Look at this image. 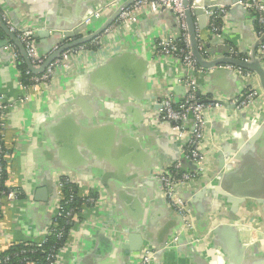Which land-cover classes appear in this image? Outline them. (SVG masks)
<instances>
[{
  "label": "crops",
  "instance_id": "0c3cea01",
  "mask_svg": "<svg viewBox=\"0 0 264 264\" xmlns=\"http://www.w3.org/2000/svg\"><path fill=\"white\" fill-rule=\"evenodd\" d=\"M111 1L0 0V15L9 27L34 30L39 50L50 55L65 41L63 32L72 41L86 37L128 0H114L118 5L101 19L81 26ZM204 4L226 9L217 33L209 21L199 32L207 58L234 49L251 61L259 41L254 15L237 0H200ZM195 22L200 26L197 17ZM179 35L174 12L146 9L130 27L116 25L103 35V55L73 59L43 93L9 111L7 140L16 142L11 185L21 187L26 199L4 207L0 250L42 238L55 212L56 177L68 174L92 186L102 202L71 231L61 264H137L147 248L157 252L155 264H264V92L260 87L246 113L233 109L229 103L260 81H246L226 66L194 74L202 97L226 107L211 115L205 171L180 189L194 210V230L185 233L189 244L165 249L181 233L182 220L163 197L158 171L176 162L198 170L185 158L183 142L160 130L153 114L167 94L182 99L186 92L179 62L155 53L158 42ZM7 41L0 27V94L13 101L22 91ZM128 64L138 73L132 80L123 74ZM43 189L48 199L38 201Z\"/></svg>",
  "mask_w": 264,
  "mask_h": 264
},
{
  "label": "built area",
  "instance_id": "2783aa9c",
  "mask_svg": "<svg viewBox=\"0 0 264 264\" xmlns=\"http://www.w3.org/2000/svg\"><path fill=\"white\" fill-rule=\"evenodd\" d=\"M119 1H112L108 5L96 10L91 15L86 17L81 25L84 27H89L95 20H99L105 15L109 8L118 5ZM200 0H193L191 2V8L195 9L200 6ZM237 4L242 6L245 11L254 15L255 23L258 26V37L261 39L264 36V0H237ZM160 8L170 9L174 12L178 25L180 34L185 42V47H180L179 36H171L168 39L160 41L156 45L155 53L158 56H167L176 59L182 70L185 72V77L179 81L181 85L185 87V95L182 99H176L172 93L167 94L163 99L156 103L155 112L153 113L156 117V124L160 130L169 133L172 137H176L178 140L183 142V151L185 158L192 162L198 167L197 171L185 170L181 162H176L172 165L164 167L158 171L157 178L160 182L162 188L163 197L167 200L173 211L178 214L182 219L184 224L182 225V231L188 233L194 230V210L190 203L185 200L181 194V187L192 183L197 180L199 176L205 171L208 161V153L205 151V140L207 138V131L211 122V115L216 111L225 108L224 102L210 99L205 100L200 92V86L194 80V74L197 72H206L201 68L196 60L193 58L190 42L188 26L185 19L183 0H137L131 5L127 6L122 10L119 17L102 35L96 37L89 43L97 47L94 50L89 47L88 43L79 45L75 48L68 49L63 52L60 58L55 59L50 63L45 71L40 75H35L32 77V84L26 86L23 83H19V87L22 91L21 96L16 100L7 101L0 94V158L4 160V168L7 171V185L10 188L8 192L2 193V198L0 199V207L3 209L5 206L12 207L15 203H22L20 200V195L25 194L21 187L12 186V173H11V159L15 155V141L7 140V122L6 118L14 107L18 105H23L30 100L31 96L34 94H41L47 89L55 80L59 72H64L68 70L72 65L73 59H81L82 61H89V56L91 54L101 56L108 51V46L105 43L103 35L111 32L114 26L130 27L132 23L136 20V17L143 13L146 9L152 11H158ZM207 15L209 16V27L212 33H217L219 27L215 25L214 18L219 12L223 14L225 12L224 7H217L215 10H206L203 8ZM220 9V10H219ZM219 10V11H218ZM13 33L17 35V38L25 47L26 53L30 58L32 64L35 67L42 66L49 56L43 54L35 40L34 30H16L14 27L10 26ZM64 42L60 46H56L54 51H58L60 48L69 44L72 39H66V34L63 32ZM205 43L200 44V50L202 53L205 51ZM11 51L13 59L15 61L19 60L21 53L18 48L11 42L8 46ZM257 57L264 61V41H262L257 48ZM230 57L235 59H241V54L232 49L229 54ZM245 61V60H244ZM228 69L235 71L238 75L243 77L246 81L252 82V79L257 78L254 72L244 70L241 67L228 65ZM31 72V71H30ZM32 73V72H31ZM247 91L241 96L235 98L231 101L230 105H237L236 110L238 112H244L254 106L255 101L260 98V86L249 83ZM13 149L11 154L9 151L5 150L7 147ZM3 165H1V171ZM66 185H72L76 187L79 193V197L84 200V203L92 207H97L102 201V197L99 192L88 185L82 184L72 178L68 174H60L56 177L54 184L55 193V212L51 219L50 226L44 232L42 238L39 241H23L20 243H34L38 247H42L50 235L55 233L58 238H63V229L57 228V223L54 222L56 217H65L71 221L76 222L77 225L83 223L84 220H80L76 212L73 209L68 211L65 210V204L70 203L73 196L69 197L67 200L64 194V188ZM26 196V194H25ZM3 222V217L0 220V239L2 235L1 226ZM71 235V234H70ZM178 241V237L174 238L167 244L166 247L174 246ZM69 241H67L60 249L52 250L48 257L47 262L49 264H61V259L63 257V251L68 246ZM11 246V245H10ZM9 246V247H10ZM8 250V249H6ZM6 250H0V255ZM142 256L137 264H155L157 259V252L154 249H143L141 252ZM3 259L0 258V264ZM28 264H37L36 262H29Z\"/></svg>",
  "mask_w": 264,
  "mask_h": 264
},
{
  "label": "water",
  "instance_id": "95a60500",
  "mask_svg": "<svg viewBox=\"0 0 264 264\" xmlns=\"http://www.w3.org/2000/svg\"><path fill=\"white\" fill-rule=\"evenodd\" d=\"M135 1H137V0H128L124 3H122L118 7V9L114 13V15L108 21H106L99 29H97L93 33H90L86 37H82L80 39H77V40L69 43V44H66L65 46L60 48L58 51L53 52L49 56L47 61L42 66H40L38 68L32 64L30 58L28 57V55L26 53L25 47L20 42V40L17 38V35L11 31L10 27L7 25V23L5 21V16H2V15H0V27L7 34L9 41L14 43V45L18 48V50L21 53L22 58L24 59V61L26 62L27 66H28L29 70L35 75H40L45 71V69L47 68V66L50 63H52L55 59L60 58V56L63 52L67 51L68 49L75 48L79 45L89 43L90 41H92L96 37L102 35L110 26L113 25V23L119 17L122 10L125 9L127 6L131 5L132 3H134ZM235 3H236V1H235ZM108 4L109 3H107L106 5H108ZM106 5H103L102 7H104ZM102 7H100V8H102ZM183 7H184L186 23L188 26L190 49H191L192 56L196 60L197 64L201 68L206 70V72H209L211 70H215L217 68H224V66H228V65L238 66V67L243 68L244 70L254 72L257 75V77L259 78L260 87L264 92V67L262 66L261 60L257 57V53H256L259 44L262 41H264V36L261 39H259L256 48L250 53L251 61H244V60H240V59H235V58L230 57L227 54L223 57L213 59V60H209L206 56L208 44L205 45L204 53H202V51L200 50V44L202 43V38H200L199 32L205 30V28L207 26V22L210 19L209 16L207 15V12L203 8H205L206 10H215L217 7H209L208 5L204 4L202 6L196 7L195 9H192L191 8V0H183ZM196 17L198 18V20L200 22V26L198 23L195 22ZM82 27H84V26H82ZM77 30H79V28ZM68 34L66 35V39H68ZM34 38H36V37H34ZM9 41H7V43ZM127 68H129V69L127 70ZM127 68H126L125 72H123L125 78L132 80L131 73L134 74L135 72H136L135 74L137 77V74H138L137 71L131 70L132 68H130L129 64L127 65ZM129 71H130V73H129ZM223 104H225V103H223ZM225 107H226V104H225ZM232 107H233V109H236L237 105H232ZM149 108L150 107H148L147 109H149ZM241 113H246V111L241 112ZM243 141L242 140L239 141L240 146H242L244 144ZM190 163H192V162H190ZM47 195H49L47 190H44V189L39 190V191H37V200L38 201H47V199H48ZM181 220H182V225H183L184 224L183 219L181 218ZM185 235H186L185 232L184 233L181 232L179 235H177L178 241L171 248L166 247L167 244L169 242H171V241H168L166 243L165 249L166 250H176V249H179V246L184 244V243L189 244ZM190 246L193 247V245H190Z\"/></svg>",
  "mask_w": 264,
  "mask_h": 264
},
{
  "label": "trees",
  "instance_id": "16d2710c",
  "mask_svg": "<svg viewBox=\"0 0 264 264\" xmlns=\"http://www.w3.org/2000/svg\"><path fill=\"white\" fill-rule=\"evenodd\" d=\"M220 14L221 13L218 12L213 20L215 25H217L219 28H221L222 22L219 18ZM209 29L211 31L210 27ZM88 45L90 48L97 50V47L91 45V43H88ZM179 45L180 47H185V42L181 34L179 35ZM16 67L19 71L20 82L26 86H30L32 84L31 79L34 75L30 72L22 56H20L19 60L16 61ZM6 147L7 148L5 150H7V152L9 151L12 154L13 149L8 146ZM1 165H3L2 171ZM4 166V160L0 158V199L2 198L3 192H8L10 190L7 185L8 174ZM64 194L67 197V200L69 199V197L73 196V199H71L70 203L64 205L65 210L68 211L70 209H73L74 212H76L75 215H77L81 221L87 218L89 212L94 209V207L85 204L84 200L79 197V193L76 187L72 185H66L64 188ZM25 199V194H21L20 200H22L23 202L25 201ZM2 217L3 213L0 207V220L2 219ZM54 222L57 223L58 229H63V238L60 239L55 233H53L48 237L47 242L44 243L42 247H38L34 243H13L8 248V250H6L0 255V258L3 259V262L1 264H28L29 262H36L37 264H49L47 262V257L49 253L52 250L60 249L67 241H69L71 231L77 225L76 222L71 221L70 219H67L65 217H56Z\"/></svg>",
  "mask_w": 264,
  "mask_h": 264
}]
</instances>
